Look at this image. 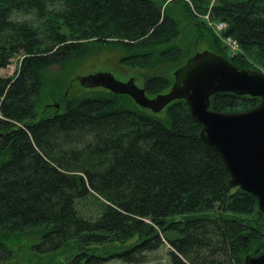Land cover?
Returning <instances> with one entry per match:
<instances>
[{"label": "trees", "instance_id": "obj_1", "mask_svg": "<svg viewBox=\"0 0 264 264\" xmlns=\"http://www.w3.org/2000/svg\"><path fill=\"white\" fill-rule=\"evenodd\" d=\"M189 1L196 10L185 3L178 21L154 0H0V71L23 55L14 77H0V252L7 259L5 238L39 227L32 253L63 255L49 264H144V253L163 245L171 264H244L264 253V214L252 194L229 187L185 101L154 112L121 89L100 87L32 121L45 71L86 58L101 42L127 53L132 70L156 73L141 87L149 100L169 93L172 73L199 46L238 69H264V0H217L206 14L226 24L220 35L196 20L204 0ZM105 28L113 30L107 41ZM222 38L239 52L227 55ZM259 102L218 93L209 109L239 113Z\"/></svg>", "mask_w": 264, "mask_h": 264}, {"label": "water", "instance_id": "obj_2", "mask_svg": "<svg viewBox=\"0 0 264 264\" xmlns=\"http://www.w3.org/2000/svg\"><path fill=\"white\" fill-rule=\"evenodd\" d=\"M168 94L149 100L144 91L121 84L109 74L81 79L87 87L100 86L125 93L136 104L158 112L175 100H183L191 117L202 125L201 137L219 154L228 173L229 187L252 194L264 214V74L238 69L226 58L207 50L197 52L173 74ZM218 93L258 98L252 110L220 113L209 109V99ZM244 264H264V253Z\"/></svg>", "mask_w": 264, "mask_h": 264}, {"label": "rangeland", "instance_id": "obj_3", "mask_svg": "<svg viewBox=\"0 0 264 264\" xmlns=\"http://www.w3.org/2000/svg\"><path fill=\"white\" fill-rule=\"evenodd\" d=\"M158 4L162 10H169L172 18L177 19V15L181 16L180 8L185 5V3L189 6L191 10L193 9L192 5L189 4V0H154ZM217 0H204L202 7H200L196 12V20L201 21L204 25L209 27L213 33L219 35L214 29V22L209 18V14L206 12L215 5ZM209 12V11H208ZM207 12V13H208ZM23 20V19H21ZM179 21V20H178ZM56 27L60 30L67 33L70 31L69 28L61 24L60 22L55 23ZM226 25V24H225ZM182 26V24H181ZM180 26V27H181ZM111 28V27H109ZM109 28H105L103 31L104 34L101 37V40L107 41L111 38L104 39L106 33H108ZM182 31L186 33L189 31L184 27H181ZM116 30V29H115ZM113 31V30H109ZM118 31V30H117ZM222 44L226 47L227 55H235L239 52V46L236 45L234 47L228 46L224 41H221ZM187 42H183V47H186ZM191 46L190 51L193 49ZM205 50L204 46H199L198 51L201 52ZM248 53V52H247ZM196 54V53H195ZM249 54V53H248ZM253 51L250 52L248 58L254 65L256 66L255 59L252 56ZM125 57V61L120 63V60ZM23 55L14 56L10 64L0 71V77L2 78H12L16 75L19 65ZM129 58L127 57V53L121 51L120 49L112 48L110 46H104V43L95 44L92 47V51L89 56L86 58H80L77 62H69L63 65L62 67H50L44 73V85L40 95L33 99L34 103V120L33 122L39 120L44 115L52 114L54 112H59L61 106L63 108L65 100H69L72 97H79L83 94L90 92V90L100 91V86H92L87 87L83 86L81 83V79L87 78L90 76H94L97 74H109L116 81L122 83H128L129 78H134V85L141 89L144 85V81L147 77L156 74L153 71H140V70H132L128 65ZM258 68V67H257ZM176 68L174 71H176ZM260 69V72L264 74L263 68ZM160 71V70H159ZM172 73V79L174 81ZM169 75V74H166ZM4 160V157H1L0 154V162ZM244 205V208L238 209L239 212H244L248 210V207ZM253 208V207H252ZM95 209V208H94ZM44 229L39 227L36 229L27 230L15 236H9L7 239L5 238L6 244L10 247L12 251V256L7 259V255L0 252V264H49L47 262L51 257L54 261L59 262L60 258L63 257L62 253L59 252L56 255L50 256H41L33 254L31 251V247L39 243L40 237L43 233ZM135 238L129 240L125 245H131L135 242ZM169 247L167 245L161 246L158 250L145 252V263L144 264H171L170 256L168 255ZM58 264V263H55ZM105 264H126L118 260H111L106 262Z\"/></svg>", "mask_w": 264, "mask_h": 264}, {"label": "built area", "instance_id": "obj_4", "mask_svg": "<svg viewBox=\"0 0 264 264\" xmlns=\"http://www.w3.org/2000/svg\"><path fill=\"white\" fill-rule=\"evenodd\" d=\"M214 29L219 35L226 29V25L222 22H214ZM222 41L225 42L228 46L234 47L237 45L236 41L231 38H222Z\"/></svg>", "mask_w": 264, "mask_h": 264}]
</instances>
